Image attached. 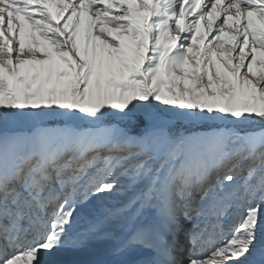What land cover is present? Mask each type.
<instances>
[{"label":"snow or ice","instance_id":"6c2138e0","mask_svg":"<svg viewBox=\"0 0 264 264\" xmlns=\"http://www.w3.org/2000/svg\"><path fill=\"white\" fill-rule=\"evenodd\" d=\"M96 242L264 264V0H0V264Z\"/></svg>","mask_w":264,"mask_h":264},{"label":"bare ground","instance_id":"6f19581e","mask_svg":"<svg viewBox=\"0 0 264 264\" xmlns=\"http://www.w3.org/2000/svg\"><path fill=\"white\" fill-rule=\"evenodd\" d=\"M103 244L98 242L94 243V247L97 249V253L94 256H88L79 252L74 251H67L63 259L67 262V264H78V262L85 260V259H103L104 258V252L101 251L100 248H102Z\"/></svg>","mask_w":264,"mask_h":264},{"label":"rangeland","instance_id":"374dc122","mask_svg":"<svg viewBox=\"0 0 264 264\" xmlns=\"http://www.w3.org/2000/svg\"><path fill=\"white\" fill-rule=\"evenodd\" d=\"M207 127H209V125L208 124H204V125L196 128V129H190V130H202L203 128H207ZM96 243H98V242H96ZM100 249H101L102 252H104V245Z\"/></svg>","mask_w":264,"mask_h":264}]
</instances>
